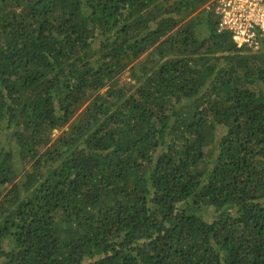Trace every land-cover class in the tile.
<instances>
[{
    "label": "trees",
    "instance_id": "16d2710c",
    "mask_svg": "<svg viewBox=\"0 0 264 264\" xmlns=\"http://www.w3.org/2000/svg\"><path fill=\"white\" fill-rule=\"evenodd\" d=\"M209 1L0 0V264H264V48Z\"/></svg>",
    "mask_w": 264,
    "mask_h": 264
},
{
    "label": "built area",
    "instance_id": "2783aa9c",
    "mask_svg": "<svg viewBox=\"0 0 264 264\" xmlns=\"http://www.w3.org/2000/svg\"><path fill=\"white\" fill-rule=\"evenodd\" d=\"M219 17L218 31H228L237 47L264 48V0H210Z\"/></svg>",
    "mask_w": 264,
    "mask_h": 264
},
{
    "label": "rangeland",
    "instance_id": "374dc122",
    "mask_svg": "<svg viewBox=\"0 0 264 264\" xmlns=\"http://www.w3.org/2000/svg\"><path fill=\"white\" fill-rule=\"evenodd\" d=\"M122 82H128L130 81L129 73H124L121 77ZM59 131H55V135L59 134ZM212 214L213 212L211 210H208L204 213V216L207 217L208 219L212 220Z\"/></svg>",
    "mask_w": 264,
    "mask_h": 264
}]
</instances>
